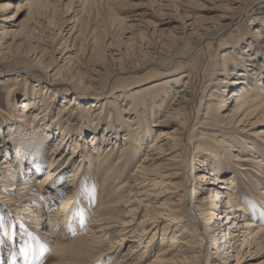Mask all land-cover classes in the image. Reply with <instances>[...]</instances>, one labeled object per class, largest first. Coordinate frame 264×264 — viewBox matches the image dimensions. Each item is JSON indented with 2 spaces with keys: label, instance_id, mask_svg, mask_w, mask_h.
Listing matches in <instances>:
<instances>
[{
  "label": "bare ground",
  "instance_id": "obj_1",
  "mask_svg": "<svg viewBox=\"0 0 264 264\" xmlns=\"http://www.w3.org/2000/svg\"><path fill=\"white\" fill-rule=\"evenodd\" d=\"M112 1L129 15L116 29L120 42L103 40L102 58L91 0H70L80 15L69 19L66 4L56 28L49 6L27 1L33 27L0 33V58L15 49L26 64L10 92L28 87L31 70L49 85L30 84L31 97L11 114L6 146L0 142V206L11 221L18 213L43 226L54 264H146L150 256L148 264H247L250 254L264 256V156H257L264 149V0ZM216 43L231 51L217 55ZM202 53L209 59L196 90V68L184 59L197 62ZM59 84L65 88L54 89ZM94 165L98 184L90 186ZM235 170L255 172L257 192L241 190L236 174L229 177ZM85 207L91 223H78L72 239L75 211Z\"/></svg>",
  "mask_w": 264,
  "mask_h": 264
},
{
  "label": "rangeland",
  "instance_id": "obj_2",
  "mask_svg": "<svg viewBox=\"0 0 264 264\" xmlns=\"http://www.w3.org/2000/svg\"><path fill=\"white\" fill-rule=\"evenodd\" d=\"M27 1L30 2V6H31V3H33L34 5L37 3L38 5L41 4L43 6L45 5L49 6L48 22L51 25V27H54V28L58 26V24L60 23V19H62L63 16L66 15V12L69 11L67 9H70L71 11L70 16L68 17L69 19H71L72 17L76 18L78 15H80V13L78 12L80 8L76 4L70 5L69 4L70 0H0V33L4 31V28L9 31L20 30V28H23L24 31H28L30 27L31 28L33 27L35 20L31 18V16L29 15V9L31 7H29L28 5L27 6L25 5ZM132 2H137V1H132ZM91 3H92L91 6L93 8L94 14L95 16H97V24L92 28V31L94 32L93 36L97 38L96 41L99 44L97 53L99 57L102 58V55L106 53V49L101 48V46L104 44L103 40L106 41L107 39L108 40L110 39V40H115L116 42H120V35L116 31V29L120 27V21L124 20L125 17L129 15L128 14L129 8L123 4L121 5L112 0L110 1L91 0ZM66 4L69 5L67 9H65V7L67 6ZM19 6H24V7L22 10L17 12V8ZM69 28H67L65 32H63V37H68L67 32ZM94 28H96V30H94ZM29 35H31L30 36L31 38L35 39L34 40L35 42H37L38 39L44 40V36H42L43 34L41 33H38V34L31 33ZM237 35H238V32L234 30L232 37L237 36ZM232 37L228 36L226 39H224V41L230 40ZM5 40L6 39L3 38L2 35H0V53L6 52L4 51L5 49L4 41ZM63 40L64 38L60 37V41H63ZM137 43H138V40L136 38L129 45L133 52L136 51L137 49L136 48ZM225 44L226 46H228L229 43H225ZM78 50H79V45L76 44L75 50L72 52V55L74 56ZM214 50L215 51L217 50L218 52L217 55H220V54L222 55V53L224 52L231 51V48L226 47V48L219 49L216 43ZM16 51L17 50L14 49V52L12 53V55L14 56H12L10 59L5 60V59L0 58V142L4 146H6V144L4 143V140L8 139L7 137L8 128L11 126H14L13 125L14 121H13L11 114L20 110L23 105L22 103L26 101L27 97H31V94H32L31 85H35L36 89H40V87H43L47 90L49 87V85L48 86L46 85V80H43V77L40 78L41 76L40 73H38L37 71L34 72V70L33 71L31 70L29 72H25L27 73V77L29 78V83L31 85L29 84L28 87L24 88L21 83L19 84L17 83L18 84L17 87L12 92H10V90L14 88V86L10 82L12 77L17 75V73L24 74V71H25V66H24L25 61L23 58H19L20 56L17 55L18 52ZM193 57L194 55L192 56L189 55V57L187 56V59H184V63H185L184 65L187 66L189 64L192 67L196 68V74L193 80V87L194 89L198 90L202 82V72L204 73V70L206 69L209 58L207 54L202 53L199 59L196 60L197 62H192ZM14 59H17V61H20V62H16V61L14 62L13 61ZM47 60H48V57H47ZM79 60H82V56L79 57ZM16 66L18 67L15 69ZM147 70L146 69L141 70L139 73H137V75H144V73L146 74L148 72ZM54 73L55 71H52L50 74L53 75ZM48 77H49L48 78L49 82H51V76L48 75ZM75 85L81 91H86V92L90 91V90H87L82 85H79V84H75ZM63 88H65V86H63L62 84H59L58 86L57 85L54 86V89H63ZM45 92H43L42 94L43 98L45 97L44 95ZM40 93H42V91ZM58 95L59 94H57V96ZM62 95H66V93ZM58 103L59 105L62 104L61 102H58ZM210 103L211 102H208V100H205V102L203 103L201 111L204 113V115L208 114L209 109H210L209 108ZM216 113L217 111L214 110L213 112H211V115H214ZM258 131L259 129L257 130V133ZM203 132H205L207 137L209 138L213 136V133H210L208 131H203ZM56 140H57V136L53 138L51 142V147H49L47 154L50 153V149L52 148ZM150 141L151 140H149L148 142ZM143 147L146 151L148 148V143L144 144ZM258 152L259 154H257V156H264V149L261 148L260 150H258ZM64 153L67 155L70 153V150H65ZM115 155H117V152L115 153ZM3 158H4V153L0 155V160L3 161ZM137 165H138V162L133 163L131 166H128V168H126L125 171L124 170L122 171L123 172L122 175L125 176V174L129 175V174L134 173V169ZM197 165L200 167L202 164L199 161ZM249 169L256 172L254 168L252 169L251 167H249ZM92 170H93V174L92 173L88 174L86 176V179L90 183H93V184H89L90 186H95L96 184H98L97 174L100 173V169H98V167H95L94 165ZM69 171H71V169L67 170V173ZM253 171H248L247 172L248 175L244 174L245 176H241L239 171L235 170L231 172V174H229V177L232 175L234 176L236 174L237 183L240 189L243 191L249 190V192L254 193V192H257L256 180H260V178L256 176V173ZM67 173H65L64 178H63L65 181L68 178ZM43 175H44V172L40 175V178ZM101 179L102 178H100V180ZM94 189L96 193V187H94ZM32 191H35V190H32ZM55 208H57V204L53 206L54 210ZM8 209H9L8 207L7 209L6 208L3 209L0 206V264H54L55 263V259L53 256L54 248L52 246L53 238H50L46 236V234H44V230L42 228L43 226L41 225L37 226L38 222L36 223L32 221L31 217H28V216L22 217L18 213H13V214H15L14 216L16 217H19V219L21 218V220H18L20 221L19 224L16 223V219H17L16 217L11 218L12 219L11 221L9 220L10 216L9 217L6 216L7 214H12V212L9 213ZM88 210L89 209L87 207H85V209L82 208L81 210L79 208V214H77L78 211L77 212L75 211V215L73 219L74 226L70 234V237L72 239H74L77 235L76 231H77V227L79 224L82 223L83 225L82 229H84L86 226H88L89 223H91L90 220L92 219V217ZM9 226L10 227L13 226L12 230H10V233H12L11 235L8 234ZM79 235H85V231L80 230ZM112 244L113 242L109 241L107 246H110ZM152 259H153V256L152 257L150 256L146 264L150 263ZM247 259L249 260L247 264H259V263L264 262V256L259 257L258 254H252V255L250 254L247 257ZM233 263H235V261H233ZM90 264H105V263H102V260H95L91 262Z\"/></svg>",
  "mask_w": 264,
  "mask_h": 264
}]
</instances>
